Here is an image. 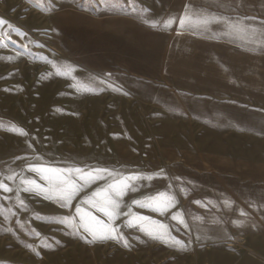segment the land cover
Listing matches in <instances>:
<instances>
[{"label": "rangeland", "instance_id": "obj_1", "mask_svg": "<svg viewBox=\"0 0 264 264\" xmlns=\"http://www.w3.org/2000/svg\"><path fill=\"white\" fill-rule=\"evenodd\" d=\"M0 21V264H264V0H0ZM131 175L112 220L83 203Z\"/></svg>", "mask_w": 264, "mask_h": 264}, {"label": "snow or ice", "instance_id": "obj_2", "mask_svg": "<svg viewBox=\"0 0 264 264\" xmlns=\"http://www.w3.org/2000/svg\"><path fill=\"white\" fill-rule=\"evenodd\" d=\"M3 21H0V24H2ZM181 25H183L184 20L181 19L180 21ZM33 171H36L41 174L42 177H44L45 173H59L61 169H54V168H33ZM67 171H75L77 173L82 172V169L76 168V169H68ZM108 170L106 169H96L95 172L97 173L96 179H103L104 176L101 175L102 173L107 172ZM111 175V173H108ZM89 177L92 176V173L88 174ZM46 178V177H44ZM146 179H152V177H145ZM141 179L140 176L137 175H131V176H126L120 179L119 181H113L112 183L107 184L103 188L97 189L91 197L85 199L83 203L89 204L90 206L96 208L97 211L103 212L109 220H112L117 214V210L120 208V202L117 198H122L123 196L126 195L127 191L129 189L131 191H135L136 189L131 186L132 181ZM94 182V181H93ZM66 186L65 187H57L54 189V196L56 198H59L60 200L65 201L66 203H70L71 199L76 191H78V188L75 184L71 182H65ZM3 184H0V188H3ZM5 190H10V189H5ZM173 198L168 197L166 194L161 193L156 197H151L147 198L145 201H133L134 204L137 205V207L141 208H149L153 211H158L161 214H163L164 211H167L168 207L174 206L173 203ZM77 213H79L81 210L79 206H77L76 209ZM175 219V217H173ZM81 219H84L82 216ZM95 220V223L97 225H100L104 229L109 230L106 234L101 235L99 237H96V233L93 231L91 227H88L85 225V230L90 232L94 239L99 238V239H118L119 237L115 235V229H110V225H103L102 221L96 220L94 217L92 218ZM138 220L143 221L146 220V217H137ZM131 226V224L129 225ZM142 230L146 231V234L152 235L151 232L147 231L146 229L143 228ZM153 238H159L156 236H153Z\"/></svg>", "mask_w": 264, "mask_h": 264}, {"label": "crops", "instance_id": "obj_3", "mask_svg": "<svg viewBox=\"0 0 264 264\" xmlns=\"http://www.w3.org/2000/svg\"><path fill=\"white\" fill-rule=\"evenodd\" d=\"M263 237H264V235H263Z\"/></svg>", "mask_w": 264, "mask_h": 264}]
</instances>
